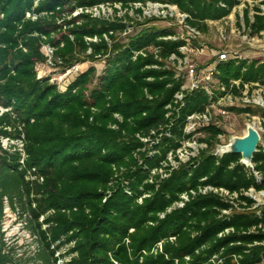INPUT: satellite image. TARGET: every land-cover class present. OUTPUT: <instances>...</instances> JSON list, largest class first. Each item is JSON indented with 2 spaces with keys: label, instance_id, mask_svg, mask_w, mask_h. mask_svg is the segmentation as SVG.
Wrapping results in <instances>:
<instances>
[{
  "label": "trees",
  "instance_id": "1",
  "mask_svg": "<svg viewBox=\"0 0 264 264\" xmlns=\"http://www.w3.org/2000/svg\"><path fill=\"white\" fill-rule=\"evenodd\" d=\"M146 1L177 5L197 30L240 3L0 0V137L23 136L25 152L22 160L0 142V238L7 204L26 217L40 264H264V203L245 194L264 190V133L248 166L239 154L214 152L219 127L185 131L190 115L224 94L264 86V59L214 60L219 88L209 96L183 89L184 76L167 64L172 55L182 58L186 45L173 28L141 29L119 44L118 33L131 26L128 13L72 15L102 3L128 10ZM243 21L251 33L264 30L259 14L251 21L245 10ZM46 45L65 66L83 54L107 61L100 73L91 65L60 84L38 69ZM228 109L264 116L250 106ZM201 130L206 147L179 160L176 150ZM206 186L236 197L201 192ZM12 262L1 242L0 264Z\"/></svg>",
  "mask_w": 264,
  "mask_h": 264
},
{
  "label": "rangeland",
  "instance_id": "2",
  "mask_svg": "<svg viewBox=\"0 0 264 264\" xmlns=\"http://www.w3.org/2000/svg\"><path fill=\"white\" fill-rule=\"evenodd\" d=\"M259 3L258 0H240V3L231 14L217 21H207L206 29L198 30L199 32L196 35L187 34L176 19H144L143 17H139L137 13H133L130 7L128 10L123 9L121 3L118 2L114 3V5L105 3L103 7L104 9L106 8L107 12H112L110 14L106 13V16H110L108 18L115 16L123 18L126 13L131 15V18L124 17V20L131 26L128 27L127 32L118 33L117 42L119 44L128 42L130 37L141 29L148 27L173 28L176 31L177 37L186 39V45L180 49L183 57L180 58L181 61H175L174 63L178 74L185 77V87L189 86L193 80L199 79L201 80V85H207L214 92L218 90L219 84L216 79L212 78V70L214 69V60L219 58L221 54H225L226 59H252L253 57L264 59V36L259 33H251L246 26L245 28L242 27V24H244L242 16L245 10H247L248 16L253 21ZM115 5L118 9L116 15L112 11ZM132 5L133 3L130 4V6ZM77 58L69 66L55 62V65L50 67L46 65H39V67L42 71L50 74L52 80L64 83L75 73L76 69L81 70V68L93 65L96 68V72L100 73L107 61L106 57L91 59L84 54L78 55ZM168 63L170 66L173 65V62ZM71 66L73 69L70 68ZM191 70L193 71L192 74ZM250 92L251 94L264 92V89L254 88ZM250 107L258 112H263V109L258 106ZM224 108H229L228 100L223 99L215 103L211 108L213 118L210 123L199 126V128H202L212 125L221 129L214 152L221 153L222 149H224L223 146H226L233 137L245 135L249 125L263 129V131L259 130L262 136L264 133V122L260 121L259 118L244 114L237 115L230 111L227 114L220 113ZM196 135L204 137L207 134L201 130ZM182 158H185L184 154ZM251 195L259 203L264 202V193L253 191ZM19 212H21V209ZM26 222L27 219L24 215L19 214L17 211L13 212L5 204L1 230L3 235L0 238V243H4L5 251L11 255L13 260L11 264H40L36 258L39 243L36 241L35 235L27 227Z\"/></svg>",
  "mask_w": 264,
  "mask_h": 264
},
{
  "label": "built area",
  "instance_id": "3",
  "mask_svg": "<svg viewBox=\"0 0 264 264\" xmlns=\"http://www.w3.org/2000/svg\"><path fill=\"white\" fill-rule=\"evenodd\" d=\"M258 1L260 3L258 4V10L256 11V14L261 15L263 17V19H264V0H258ZM104 5H105V3L98 4V5H95L93 7H89V8H85V9L78 8V9H76L74 11L73 15H76V14H78L80 12H85V13L91 14L92 16L108 18L110 16H108V15L106 16V13H109V12L106 11V8L104 9V7H103ZM132 6H133V8L131 7L130 9L133 11V13H135L134 9H140L141 10V14L138 15V16L139 17H143L144 19H151V20H156V19H164V20L176 19L178 21V23L184 28V30L186 31L187 34L196 35L199 32L195 27L191 26L190 24H188L186 22L187 14L184 13V12H181L179 10L178 6L175 5V4H172V3H169V2H166V1H146L144 3H142V2H134ZM114 7L116 8L117 6L115 5ZM98 8H100V9H98ZM118 8H120V7H118ZM112 11H114V9H112ZM110 13H112V12H110ZM28 16H30V14H28ZM32 18L35 19L36 16H32ZM242 27L245 28L244 24H242ZM259 34L264 36V30L260 31ZM174 38H176V37H174ZM87 39L88 40H93V41L97 40L96 38H87ZM185 41H186V39H185ZM43 52L45 54V61L43 63H40L39 64L40 66L46 65L47 67H50V66L55 65V62H58V63L61 62L60 60H58L57 58L54 57V49L51 46H49V45L44 46L43 47ZM219 59H223V60L226 59L225 54H221ZM170 61L173 62L172 68L175 71H177V73H178V70L174 66V63H175V61H181V59L180 58H176L175 55H172L170 57ZM39 65H38V69L41 70ZM74 67H76V66H74ZM70 68H72V66ZM79 70L80 69H76L75 73L77 71H79ZM190 72H191V74L193 73L192 70ZM51 81H55V80H52V76H51ZM185 83H186V80H185ZM185 83L182 86V88L185 89V90L186 89L193 90V89H196V88H202V89H204L206 91V93L209 96H212L214 94L213 90H211L207 85H201V80H199V79L193 80L192 83L189 86H187V87H185ZM60 84H62V83H60ZM233 84L235 86L239 87V81H237V80L233 81ZM252 85L255 86L254 87L255 89H260V90L264 89V86L259 85L258 83H253V84H250V85L249 84H244L243 85V89L241 90L240 94H238V95L231 94V93L224 94L223 96L218 98L216 100V102L212 103L204 112L195 113V114L190 115L188 117L189 122H188V125H187L185 131L186 132L195 131L197 128H199V126H201L203 124L210 123V121L213 118V114L211 112L212 106L215 103H217L218 101L223 100V99L228 100L229 107H232V106H258V107L262 108L263 112H264V96H263L264 92H256L254 94H251L250 91H252L254 89V88H252L250 90V88H251L250 86H252ZM222 90H223V88H221V91ZM176 97H177V99H181L182 98V94H177ZM3 111H4V109L2 107H0V115L2 114ZM220 113L227 114V113H229V109H225L224 108V109H222L220 111ZM244 115L250 116L248 114H244ZM251 117H257V118L260 119V121L264 122V116H262V117H260V116H251ZM254 128L258 131L259 135H260V131L259 130L263 131V129H261L260 127H259V129L256 128V127H254ZM196 134H197V132L193 135L192 139L184 142L181 145V147H179L176 150L175 155L178 157L179 160L186 161V160L190 159L191 157H195V156L198 155V153H199V151L201 149L206 147L205 143L200 142L198 140L199 136H197ZM260 137H261V135H260ZM0 142H1L2 147L5 148V149L9 148V149L17 150L22 155V160L24 159L25 152H24V139H23V136H21V137L1 136L0 137ZM183 154H184L185 158H182ZM172 163L175 164V161L172 160ZM256 175H258V174L256 173ZM200 191L203 192V193H205L207 191H213V192L219 193L220 195H224L228 199H230V202H233L231 199L233 197H236L235 194L230 195L228 193V191H226V190H224L222 188L217 189V188H213V187H210V186H206V187L200 189ZM253 191L257 192V193H259V192L260 193H264V190L255 191L254 189L251 188L248 191H246L245 194L247 196L253 198L252 195H251V192H253ZM182 198H183V200H187L188 199V195H183ZM253 199L256 201L257 204H262V203H259L255 198H253ZM178 205H180V206L183 205V202L178 203ZM228 231L229 230L227 229L226 232H228Z\"/></svg>",
  "mask_w": 264,
  "mask_h": 264
},
{
  "label": "water",
  "instance_id": "4",
  "mask_svg": "<svg viewBox=\"0 0 264 264\" xmlns=\"http://www.w3.org/2000/svg\"><path fill=\"white\" fill-rule=\"evenodd\" d=\"M261 137L253 126L247 127V133L243 136H235L231 141L223 146L221 153H233L241 156V163L251 166L252 158L260 145Z\"/></svg>",
  "mask_w": 264,
  "mask_h": 264
},
{
  "label": "crops",
  "instance_id": "5",
  "mask_svg": "<svg viewBox=\"0 0 264 264\" xmlns=\"http://www.w3.org/2000/svg\"><path fill=\"white\" fill-rule=\"evenodd\" d=\"M82 69H85V68H82Z\"/></svg>",
  "mask_w": 264,
  "mask_h": 264
}]
</instances>
